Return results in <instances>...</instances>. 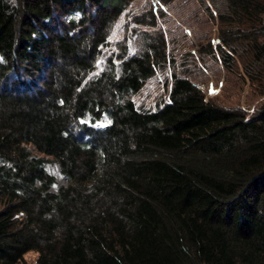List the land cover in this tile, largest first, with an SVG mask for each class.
Here are the masks:
<instances>
[{
  "label": "trees",
  "instance_id": "1",
  "mask_svg": "<svg viewBox=\"0 0 264 264\" xmlns=\"http://www.w3.org/2000/svg\"><path fill=\"white\" fill-rule=\"evenodd\" d=\"M133 1L0 0V264H264V103L173 74L167 102L136 105L166 53L141 31L106 56ZM196 1L264 95V0Z\"/></svg>",
  "mask_w": 264,
  "mask_h": 264
},
{
  "label": "rangeland",
  "instance_id": "2",
  "mask_svg": "<svg viewBox=\"0 0 264 264\" xmlns=\"http://www.w3.org/2000/svg\"><path fill=\"white\" fill-rule=\"evenodd\" d=\"M210 9L213 19L196 0H175L166 6L157 0L132 2L112 30L106 56L119 52L120 45H125L130 54L139 52L141 31L161 33L166 53L164 66L156 70L139 93L132 97L136 105L154 109L167 102L172 75L175 74L188 77L201 89L206 100H215L225 108L240 107L247 115L262 108L264 95L245 78L242 64L237 62V72H229L221 63L217 51L216 14L212 7ZM150 12L153 14L152 23L146 17ZM138 19L142 22L138 23ZM48 170L56 179L53 191L66 183L57 164L50 163ZM36 257L35 253H28L24 258L31 264Z\"/></svg>",
  "mask_w": 264,
  "mask_h": 264
}]
</instances>
